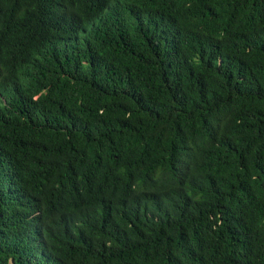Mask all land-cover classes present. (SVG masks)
<instances>
[{"label":"trees","instance_id":"16d2710c","mask_svg":"<svg viewBox=\"0 0 264 264\" xmlns=\"http://www.w3.org/2000/svg\"><path fill=\"white\" fill-rule=\"evenodd\" d=\"M0 264H264V0H0Z\"/></svg>","mask_w":264,"mask_h":264}]
</instances>
